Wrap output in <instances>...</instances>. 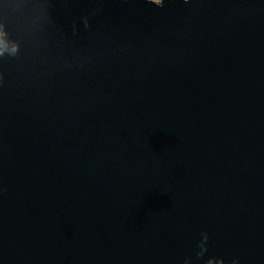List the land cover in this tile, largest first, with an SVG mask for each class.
<instances>
[{
  "label": "water",
  "instance_id": "obj_1",
  "mask_svg": "<svg viewBox=\"0 0 264 264\" xmlns=\"http://www.w3.org/2000/svg\"><path fill=\"white\" fill-rule=\"evenodd\" d=\"M5 45L0 264H264V0H0Z\"/></svg>",
  "mask_w": 264,
  "mask_h": 264
},
{
  "label": "clouds",
  "instance_id": "obj_2",
  "mask_svg": "<svg viewBox=\"0 0 264 264\" xmlns=\"http://www.w3.org/2000/svg\"><path fill=\"white\" fill-rule=\"evenodd\" d=\"M6 45L3 47V48H0V55H2L3 54V52H4V50L6 49ZM11 51H12V53L14 54L15 53V51H16V49H15V47H13L12 49H11ZM204 236H205V239H207L208 238V234L205 232V233H202Z\"/></svg>",
  "mask_w": 264,
  "mask_h": 264
},
{
  "label": "trees",
  "instance_id": "obj_3",
  "mask_svg": "<svg viewBox=\"0 0 264 264\" xmlns=\"http://www.w3.org/2000/svg\"><path fill=\"white\" fill-rule=\"evenodd\" d=\"M154 1H160V0H154Z\"/></svg>",
  "mask_w": 264,
  "mask_h": 264
}]
</instances>
